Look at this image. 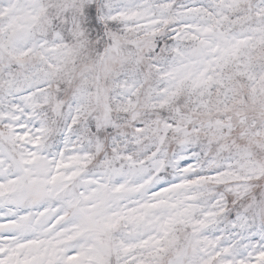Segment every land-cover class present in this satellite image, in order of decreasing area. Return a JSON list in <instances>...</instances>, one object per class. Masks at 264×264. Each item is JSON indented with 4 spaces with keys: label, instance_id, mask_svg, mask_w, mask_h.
<instances>
[{
    "label": "clouds",
    "instance_id": "9594fccd",
    "mask_svg": "<svg viewBox=\"0 0 264 264\" xmlns=\"http://www.w3.org/2000/svg\"><path fill=\"white\" fill-rule=\"evenodd\" d=\"M259 2L0 0V116L11 113L30 134L11 141L15 120L0 118V150L10 169L48 175L63 160L61 171L77 173L100 264H222L214 259L222 238L264 233ZM193 3L205 10L181 9ZM191 31L212 43L192 40ZM238 39L237 58L222 52ZM257 43L262 54L238 74L237 59ZM30 153L37 158L27 164ZM194 153L201 178L185 183L191 173L174 160ZM162 181L179 186L152 196ZM152 200L164 203L150 208Z\"/></svg>",
    "mask_w": 264,
    "mask_h": 264
},
{
    "label": "snow or ice",
    "instance_id": "6c2138e0",
    "mask_svg": "<svg viewBox=\"0 0 264 264\" xmlns=\"http://www.w3.org/2000/svg\"><path fill=\"white\" fill-rule=\"evenodd\" d=\"M95 7L94 4L86 5L85 10L91 13ZM181 9L185 12L205 10L203 6L195 3L181 5ZM252 11L257 17L264 15V0L256 3ZM177 24L178 28L191 27L186 22ZM219 26L220 21L217 18L215 27ZM213 30L214 26L210 24L202 32L208 34ZM180 36L181 33L174 29L173 40ZM190 37L204 44L212 43L211 39L198 35L196 31H191ZM242 43L238 39L222 49V52L237 58ZM219 47L216 44L212 51L215 52ZM258 47L259 43L249 47L247 60L237 59V63L243 67V70L237 69L238 74L244 75L253 59H258L262 54L257 51ZM204 71L200 73L201 77ZM211 80L212 76H208L207 80H197L193 87ZM0 118L15 120V123L7 125L8 138L11 141L28 139L30 134L25 131L27 125L21 124L19 118L13 117L11 113H4ZM31 142L39 143L38 140ZM36 158V153H30L25 163L31 164ZM194 161L195 153L191 156L184 154L174 160L177 169L191 173L185 183H195L201 178L199 171L193 172L196 167ZM66 166L65 161L57 160L48 175L39 174L30 168L10 169L5 163V153L0 150V264H100V252L90 242L97 225L92 217L83 213L79 200L83 193L78 192L74 184L77 173L61 171ZM163 174L161 171L160 175ZM178 186L174 181H169L167 185L162 181L157 185L159 191L153 189L151 195L158 197ZM161 203L164 201L152 200L147 206L152 208ZM118 223V220L113 221L106 227L115 228ZM233 241L235 237L227 240L222 238L214 259L222 258V264H264V233L253 232ZM132 247L124 245L123 251L128 252ZM206 264H212V261H206Z\"/></svg>",
    "mask_w": 264,
    "mask_h": 264
}]
</instances>
